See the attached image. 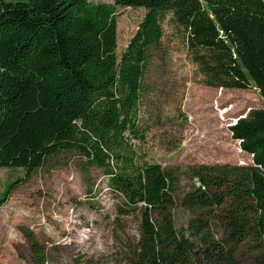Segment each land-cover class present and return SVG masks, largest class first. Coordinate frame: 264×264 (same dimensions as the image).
<instances>
[{"label": "trees", "instance_id": "obj_1", "mask_svg": "<svg viewBox=\"0 0 264 264\" xmlns=\"http://www.w3.org/2000/svg\"><path fill=\"white\" fill-rule=\"evenodd\" d=\"M119 8L145 11L120 56ZM166 15L194 52L203 86L256 88L264 102V0H0V169L29 179L57 157L74 155L86 170L102 171L118 213L138 217L131 264H237L236 249L248 241L264 264V108L228 127L251 166L188 169L195 185L180 204L192 218L181 230L171 215L176 177L134 151L131 142L145 140L144 79ZM15 187L8 186L0 207ZM226 200L217 240L211 212ZM23 233L31 264H47L35 235Z\"/></svg>", "mask_w": 264, "mask_h": 264}, {"label": "rangeland", "instance_id": "obj_2", "mask_svg": "<svg viewBox=\"0 0 264 264\" xmlns=\"http://www.w3.org/2000/svg\"><path fill=\"white\" fill-rule=\"evenodd\" d=\"M144 14L141 8L118 9V56ZM162 30L160 44L150 53L140 104L139 128L145 140L131 143L138 158L158 164L176 177L171 215L175 228L181 230L192 218V212L180 204L195 185L188 169L251 166V157L231 139L228 127L250 111L264 108V102L256 88L203 86V76L192 60L194 52L170 15L164 17ZM85 168L82 159L68 155L57 157L52 166L39 169L29 179L20 170L0 169V198L16 183L0 207V264H31L24 230L35 235L48 257L47 264H131L138 241V217L120 215L118 199L106 187L105 175L93 167ZM228 208L226 200L211 212L210 228L217 240L223 239L221 216ZM260 252L248 241L236 249L235 260L237 264H261Z\"/></svg>", "mask_w": 264, "mask_h": 264}, {"label": "water", "instance_id": "obj_3", "mask_svg": "<svg viewBox=\"0 0 264 264\" xmlns=\"http://www.w3.org/2000/svg\"><path fill=\"white\" fill-rule=\"evenodd\" d=\"M239 120V119H238Z\"/></svg>", "mask_w": 264, "mask_h": 264}]
</instances>
